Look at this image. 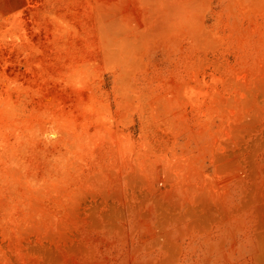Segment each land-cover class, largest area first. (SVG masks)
Segmentation results:
<instances>
[{
	"label": "rangeland",
	"instance_id": "1",
	"mask_svg": "<svg viewBox=\"0 0 264 264\" xmlns=\"http://www.w3.org/2000/svg\"><path fill=\"white\" fill-rule=\"evenodd\" d=\"M0 264H264V0H0Z\"/></svg>",
	"mask_w": 264,
	"mask_h": 264
},
{
	"label": "bare ground",
	"instance_id": "2",
	"mask_svg": "<svg viewBox=\"0 0 264 264\" xmlns=\"http://www.w3.org/2000/svg\"><path fill=\"white\" fill-rule=\"evenodd\" d=\"M27 63H29V62H26V64H27ZM26 64H25V65H26ZM27 65H28V64H27ZM11 92H12V91H11ZM11 92H10V95H12V97H13L14 99H13L11 96H10V97L12 98V100H16L15 98L18 97V96H16L17 94H16L15 92L11 94ZM12 100H11V102H12ZM16 101H18V99H17ZM13 102H14V101H13ZM13 102H12V103H13Z\"/></svg>",
	"mask_w": 264,
	"mask_h": 264
}]
</instances>
